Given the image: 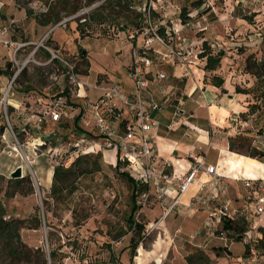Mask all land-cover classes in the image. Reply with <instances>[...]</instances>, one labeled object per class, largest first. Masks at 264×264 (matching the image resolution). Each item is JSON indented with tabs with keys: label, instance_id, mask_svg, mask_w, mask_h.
Masks as SVG:
<instances>
[{
	"label": "rangeland",
	"instance_id": "rangeland-1",
	"mask_svg": "<svg viewBox=\"0 0 264 264\" xmlns=\"http://www.w3.org/2000/svg\"><path fill=\"white\" fill-rule=\"evenodd\" d=\"M193 1L171 0L172 8L168 9L170 15H167L168 11L160 10L167 15V20L179 22L177 33L171 21L166 26L167 40L185 53L190 48L201 50L202 38H208V44L215 51L226 52L220 67L224 65L227 71L229 66H234L237 75H243L241 83L244 89L251 91L246 100H242L244 109L239 115L227 120L213 115L208 123L210 108L208 111L206 99L210 98V93L207 92L204 98L202 90L198 89L184 105L176 103L185 112L179 114L177 111L174 121L179 126L190 127L196 123L192 116L199 111L204 128L196 130L202 135L207 130L220 143L222 136L232 130L233 134H247L264 148V101L257 96L260 94L255 89L258 87L257 78L246 71L248 55L253 54L258 60L264 59V0H251L239 5H234L233 1L225 4L223 0H204L206 4L201 5V10L211 3L214 5L208 10L204 9L197 17L180 22L178 15L183 7H188L196 15ZM133 2L138 7L143 5L144 0ZM93 6L64 18L50 32L54 26H43L27 15V9L35 13L45 10L43 1L0 0V71L6 69L10 62L12 73L11 76L0 75V198L7 212L6 218L22 221L20 235L23 250L28 252L43 248L48 251L50 247L56 248L58 255L48 264H188L186 256L198 248L195 243L201 242V250L209 264H264V241H260L264 237L261 229L264 228V215L256 216L248 209L247 192L241 177L232 176L240 172L264 177V156L259 160L236 152L229 157L222 155L226 167L222 170L226 174L225 197L231 200L229 214L237 226L245 227L243 237H237L238 234L232 232L226 234L227 238L223 240L216 236H198L193 241L189 238L202 226L208 215L206 208L210 207L211 211L220 209L224 197L196 211L181 206L179 210L175 209L164 216V205L152 192L147 199L139 196L141 208L135 217L146 224V237L132 257L130 243L135 231L127 224L131 212V191L128 181L119 174L127 170L124 161L118 158L116 148L101 147L85 153L90 156L87 161L90 167L98 162L96 169L78 179L77 188L67 197L66 203L54 202L51 197L53 178L48 176V171L54 170L59 162L69 166L79 155H84L73 153L67 146L59 150L55 148L77 139L72 125L74 117H63L60 122L36 127L28 123L29 114L41 112L49 106L54 96L68 88L69 66L74 68L81 80L94 81L101 77L115 83L130 82V42L133 39L121 29L120 21L124 18L112 17L104 25H81L83 31L78 27L77 19L79 23L84 21L83 17L95 8ZM156 20L159 21V18ZM202 27L206 29L202 30ZM149 31L152 30L149 28ZM40 48L48 50L52 57H48ZM228 57L230 61H227ZM67 90L65 95L69 102L65 111L72 114L70 106L73 97ZM169 101L168 97L164 98L162 106L171 119L174 111ZM27 124L23 135H18L17 132ZM5 125L7 127L3 130ZM54 135L55 138L52 137ZM44 140L50 143L45 145ZM194 154L212 163H218L221 156L219 148H208L206 144L198 145ZM185 158L192 159L191 155ZM117 161L122 163L119 169L116 167ZM20 165L23 167V177L29 175L32 181L33 190L29 194L18 191L10 181L12 171ZM199 181L192 184L183 196L184 200L194 192ZM24 186L25 189L29 188L28 182ZM45 200L51 204L45 205ZM37 215L41 219L38 228ZM218 247H226V251L219 256L215 252ZM0 264H43V260L39 255L10 259L0 253Z\"/></svg>",
	"mask_w": 264,
	"mask_h": 264
},
{
	"label": "built area",
	"instance_id": "built-area-1",
	"mask_svg": "<svg viewBox=\"0 0 264 264\" xmlns=\"http://www.w3.org/2000/svg\"><path fill=\"white\" fill-rule=\"evenodd\" d=\"M236 1L238 3L240 0ZM223 2L228 4L229 0H223ZM162 4L163 0H144L143 5L137 7L138 12L143 14L142 19H140L141 25L127 29L128 37L137 39L132 48L130 73L134 82L133 94L126 95L116 84L99 81L88 84L79 79L74 68L69 66L70 85L68 94L72 95L73 100L77 99V101H73L71 107L77 109L78 114H81L80 124L83 132L75 141H66L55 148L59 150L67 146L76 154L88 153L101 147L116 148L117 155L124 161L127 172L137 181L148 185L149 189L142 194L144 199L149 198L152 189L155 187V196L164 205V216L181 206L196 211L201 209L200 207L210 206L224 197L222 207L210 214L206 224L210 236H216L223 240L227 238L223 231L218 234L215 233L221 228L220 216L227 214L229 217H233L229 214L231 200L225 197L227 193L225 189L226 175L220 171L218 163L209 164L205 157L192 154L188 169L180 171L172 161L160 156L156 150L155 142L151 138V132L159 125L158 120L152 116V111L159 109L160 104L148 99L146 90L152 83H159L167 78L165 72H154V68L160 64L174 63L177 60L185 63L187 56H193L195 60H198L201 51L190 48L184 53L172 46L167 40V36L160 33L161 22L156 20L154 12L163 8ZM212 5L214 4L211 3L209 6ZM203 19L205 20L206 17ZM170 21L175 26L173 30L177 33L176 26L179 25V22ZM149 28L152 30L151 32ZM203 29L206 27H202ZM178 38L181 39L180 36ZM86 86L100 91L97 100H90L86 93H80L81 89L85 90ZM68 102V96L63 93L54 96L49 106L44 110L29 114V124H34L37 127L44 123L60 122ZM48 143L50 142L47 140L43 141L45 145ZM59 164L61 163L59 162L57 165ZM169 167H172V172L168 171ZM202 174L209 176V179L200 182L189 202L183 204V196ZM240 179L247 192L248 209L256 216L264 215V179L248 177H241ZM169 197L172 201L167 200ZM199 235L200 230L191 233L189 238L193 241ZM195 245L202 247L201 244L195 243Z\"/></svg>",
	"mask_w": 264,
	"mask_h": 264
},
{
	"label": "trees",
	"instance_id": "trees-1",
	"mask_svg": "<svg viewBox=\"0 0 264 264\" xmlns=\"http://www.w3.org/2000/svg\"><path fill=\"white\" fill-rule=\"evenodd\" d=\"M46 5V9L40 13H35V11L31 9H27V15L34 17L37 22L43 26H55L59 22H61L64 18L73 16L81 9L93 6L96 2L100 0H41ZM134 0H104L98 6H96L90 13L86 14L83 18L84 21L79 23L78 27L83 31L81 28L87 25H92L97 23V25H104L108 22L109 19L123 17L124 20L121 24V29L126 30L132 27H139L140 19H142L143 14L138 12L136 5H134ZM194 9L196 10V15L194 16L189 10L188 7H183L179 10L178 17L180 18V22H185L187 19L197 17L203 10H208L210 7L207 5L203 10H201V5L206 4L204 0H194L193 1ZM163 8L162 10L168 11V9L172 8L171 0H163ZM160 9V10H161ZM160 10L154 12L155 17L159 18L161 22L160 33L163 35H167L165 32L166 26L171 23L169 19L167 20V15L161 13ZM127 20V22H126ZM110 22V21H109ZM130 23V24H129ZM131 25V26H129ZM129 26V27H128ZM212 46V45H211ZM207 40L203 42V48L199 53L200 58H204L205 65L204 70L207 72H212L217 70L220 65L221 61L224 56H226V52L224 50L215 51L211 47ZM45 52L48 57H52V54L44 49L40 48ZM56 60V58H53ZM11 63L7 64V68L0 71V75L11 76L10 70ZM246 71L251 75H254L257 80V90H259L260 94L257 95L259 99L264 101V59L258 60L255 58L253 54H250L246 58ZM17 80V79H16ZM211 83L217 87H222L224 85V78L219 75H212L210 79ZM222 91L225 93L227 92L224 88ZM250 89H244L239 86L236 87V92L248 94L250 93ZM256 91V90H255ZM68 90H64L63 93H67ZM81 114H76L73 119V127L74 131L77 136H80L83 132L82 125L80 124ZM7 126H3V130ZM28 124L24 129L17 132L18 135H23L24 131L27 130ZM55 135H58L55 133ZM55 135L52 136L55 138ZM65 136L64 138H66ZM229 139V149L230 151L258 158L262 160L264 156V148L257 144L255 139H251L250 136L247 134L239 133V134H232L228 137ZM65 140V139H64ZM56 142V141H55ZM260 143V142H259ZM223 154L226 155L227 152L223 151ZM229 157L230 155L227 154ZM98 158V157H97ZM119 158V156H118ZM90 159V156L87 154L79 155L69 166L64 164L56 165L53 170L48 171V176L51 178L53 173V183L51 186V197L53 198L55 203H66L67 197L70 196L77 188L76 183L78 179L91 173L96 169L98 162L94 164L93 167H90L87 164V161ZM121 162L117 161L116 167L118 169L121 167ZM123 178H125L130 186L131 191V212L127 218V224L130 228L134 229V237L131 239L130 248H131V255L134 257L137 253V248L141 243L142 239L146 237V224L138 221L136 219V213L140 210L141 204L139 203V196L142 195L144 192L147 191L149 188L147 184L143 182L137 181L133 176L129 174V172L122 170L119 173ZM14 187L24 194H29L32 192V181L29 175H26L21 178H12L10 180ZM28 182L29 188L25 189V183ZM45 205H50L51 202L48 200L44 201ZM6 209L2 203L0 198V253L9 257L10 259H21V258H31L34 255H39L43 260V264H48L49 260H54L57 255L58 251L56 248L50 247L49 251H46L43 248H36L34 250H29L28 252L23 250V242L21 240L20 229L22 227V221L18 218L9 217L6 218ZM221 219V228L220 230H216V234L223 231L225 234H232V232L238 234L237 237H243L244 233L246 232L245 227H239L236 224V221L233 218L229 217L227 214H222L220 216ZM37 225L36 228L40 226V216H36ZM46 224L49 226V222L47 221L46 215ZM264 232V228H261ZM122 233H125L122 231ZM260 241H264V237L260 239ZM140 251V250H139ZM226 251V247H218L215 251L216 255H221L222 252ZM140 253V252H139ZM115 256V254H113ZM186 260L188 264H209L206 254L201 250V247L196 248L190 254L186 256Z\"/></svg>",
	"mask_w": 264,
	"mask_h": 264
},
{
	"label": "crops",
	"instance_id": "crops-1",
	"mask_svg": "<svg viewBox=\"0 0 264 264\" xmlns=\"http://www.w3.org/2000/svg\"><path fill=\"white\" fill-rule=\"evenodd\" d=\"M232 1L234 5H239L245 2H250V1L240 0L237 3L236 0H229V3H231ZM96 6L97 5H95V7ZM123 31H124L123 33L128 37L127 32H125V30ZM205 40L208 41V38L206 37L202 38V41H205ZM132 41L133 42H130L132 47H131V55H130V70H129L130 82L129 83H126V82L125 83H115V82L108 81L107 79L101 78V77H98L94 81H89V79H86V80L84 79V81H86L88 84H93L97 81L106 82L110 84H116L120 86V88L126 95L133 94L134 82H133V79L131 78L130 73H131V63H132V48L134 47V44L136 43V41L134 39ZM189 61H192V62H189ZM227 61H230L229 57ZM160 65H161L160 67L158 65L154 68V72L163 71L166 73L167 78L163 80L162 82L152 83L149 86V88L146 90V96L148 97V99L157 101L160 104L159 109L152 111V116L155 119H157L159 122V125L151 132V138L155 142L156 150L159 152L162 158L172 161L174 165L176 166V168L181 171V170H187L189 167V160H187L185 156L194 154L198 145L203 146L206 144L208 148L210 147L219 148L221 156H220V161L218 162V165H219L220 170L222 171L223 169L226 168L224 166L225 162H223L224 160L222 159L223 151L227 152V154L229 155L233 153V151H230L229 149V139H228V137L233 134V131L228 130L227 131L228 134L224 137L222 136L223 139H220L219 141L220 143L217 142L218 139H213V137H211V132L209 133L206 129L205 130L207 132L206 131L203 132V135H202L196 130V128H199V129H201V127L204 128L199 118V114L201 113L199 111H195L196 116H192V118L195 119L196 123L191 124L190 127L186 125L179 126L177 125V122L175 123L174 121V115H176L177 111L179 114H182L185 111L179 109L178 108L179 105L177 106L176 103L178 102L177 104L184 105L186 100L189 101L190 97L198 89H201L204 98L207 92L210 93V98L206 99L208 100V102L210 101L209 103L207 102L208 111L210 108L209 117L207 118L208 123L211 117H213V115L217 117L220 116V118L224 120H227L226 118H230V117L234 118L235 115L237 114L239 115V112L242 111V109H244V104H242V100H246V98L249 96V94L236 92V86L239 85L244 88V85L241 83V79L243 75H237L236 68L234 66H229L227 71L224 70V65H222L217 70H214L212 72H207L203 68L205 65L204 58H199L198 60H195L193 56H187V62L185 63L181 62L180 60H177L174 63L160 64ZM208 75L209 76H212V75L221 76L225 80L224 85L222 87H217L213 85ZM85 77L88 78L87 75ZM206 79L208 81H206ZM246 84L249 86L251 85L247 82ZM67 87L68 88H65L62 90V93L64 90L69 89V86ZM223 88L227 92L224 93L222 91ZM80 93L81 94L86 93L88 95V98L93 101L97 100L100 96V91L93 89L90 86H86L85 90L81 89ZM166 97L170 99L168 103L169 106L170 107L173 106L171 107V109H173L174 114H172L171 119H169V114L165 112V110L163 109L164 107L162 106V102L164 98ZM184 98H187V99L184 100ZM73 101L75 102L77 101V99H74ZM72 111H73L72 114H68L64 110L63 117H68L66 119H69L71 118L72 115L75 116L76 114H78L77 109H72ZM27 120L29 121V118ZM169 126L171 127L169 128ZM192 126L194 128H192ZM94 151H91V152H94ZM81 154H85V153H81ZM179 157H184V158L179 159ZM207 163L216 164L212 162H207ZM168 171L172 172V167H169ZM53 173H54V170H53ZM53 173H52L51 178H53ZM208 179H209V176H207L206 174H202L200 178L197 179L200 181L197 183L196 187L194 188V192L191 193L187 199L189 200L191 195L195 193L200 182L204 180H208ZM152 192L153 194H156L155 187L152 189ZM187 199L184 200L182 198V203L187 204L188 203ZM167 200L172 201L171 197H169ZM210 209H211L210 207L206 208V212L208 213V215L203 221L202 226L198 228V230H200L199 238H202V237L204 238V236L205 237L210 236L209 228L206 225L207 222L209 221L210 214L213 212ZM198 244H201L202 246L201 242Z\"/></svg>",
	"mask_w": 264,
	"mask_h": 264
},
{
	"label": "water",
	"instance_id": "water-1",
	"mask_svg": "<svg viewBox=\"0 0 264 264\" xmlns=\"http://www.w3.org/2000/svg\"><path fill=\"white\" fill-rule=\"evenodd\" d=\"M95 6H93V8H94ZM55 28V26L50 30V32L53 30ZM84 54H86V51H84ZM16 77V76H15ZM14 77V78H15ZM14 78H13V80H14ZM11 177L12 178H21V177H23V167H22V165H20V166H18L15 170H13L12 171V173H11ZM35 182H36V184H37V180L35 179ZM49 251V250H48Z\"/></svg>",
	"mask_w": 264,
	"mask_h": 264
},
{
	"label": "bare ground",
	"instance_id": "bare-ground-1",
	"mask_svg": "<svg viewBox=\"0 0 264 264\" xmlns=\"http://www.w3.org/2000/svg\"><path fill=\"white\" fill-rule=\"evenodd\" d=\"M42 141V140H41ZM221 171V170H220ZM222 172V171H221ZM223 173V172H222ZM224 174V173H223ZM226 175V174H225ZM229 176V175H228ZM234 178H240V177H248V178H255V179H257V178H259V177H256L255 175H253V174H248V175H243V174H241L240 172H238V173H236V174H234V175H232ZM260 178H262V179H264V177H260ZM38 182V181H37Z\"/></svg>",
	"mask_w": 264,
	"mask_h": 264
}]
</instances>
